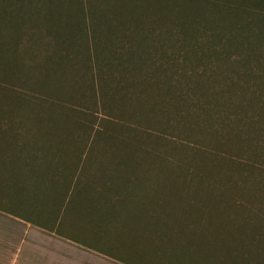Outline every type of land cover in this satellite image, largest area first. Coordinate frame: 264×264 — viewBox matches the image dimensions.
<instances>
[{
  "label": "rangeland",
  "instance_id": "1",
  "mask_svg": "<svg viewBox=\"0 0 264 264\" xmlns=\"http://www.w3.org/2000/svg\"><path fill=\"white\" fill-rule=\"evenodd\" d=\"M2 188L125 260L264 264V0H0Z\"/></svg>",
  "mask_w": 264,
  "mask_h": 264
},
{
  "label": "crops",
  "instance_id": "2",
  "mask_svg": "<svg viewBox=\"0 0 264 264\" xmlns=\"http://www.w3.org/2000/svg\"><path fill=\"white\" fill-rule=\"evenodd\" d=\"M10 194L14 195L13 192ZM8 195L9 192L2 188L0 264H139L133 260L135 256L125 260L112 255L106 246H101L99 240L103 232L97 226L91 230L85 223V216L71 219V222L64 217L65 222L47 225L46 216H40L41 221L35 212L26 215L21 210L24 205L20 198L24 193H16L18 198L15 200ZM67 222L73 226L71 233L62 228Z\"/></svg>",
  "mask_w": 264,
  "mask_h": 264
}]
</instances>
